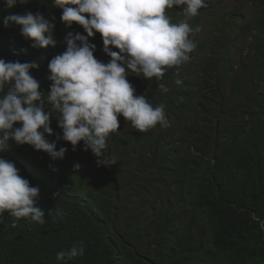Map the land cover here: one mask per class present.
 Listing matches in <instances>:
<instances>
[{
    "label": "trees",
    "instance_id": "16d2710c",
    "mask_svg": "<svg viewBox=\"0 0 264 264\" xmlns=\"http://www.w3.org/2000/svg\"><path fill=\"white\" fill-rule=\"evenodd\" d=\"M236 1L224 14L222 0H206L188 20L206 32L195 33L190 60L168 68L162 80L128 73L136 95L165 106L168 127L140 132L118 117L106 167L83 142L74 150L60 138L59 113L50 105L53 135L46 139L67 149L64 159L8 141L0 157L39 187L46 215L43 224L0 215V264H63L57 253L81 242L85 254L68 264H264V0ZM184 7L165 14L178 23ZM29 12L54 25L55 47L35 49L17 26L4 27L9 14ZM61 14L52 0L11 9L0 0V58L38 65L31 74L41 100L51 85L48 63L65 51L66 36L86 35ZM89 42L95 58L108 63L100 34Z\"/></svg>",
    "mask_w": 264,
    "mask_h": 264
},
{
    "label": "clouds",
    "instance_id": "9594fccd",
    "mask_svg": "<svg viewBox=\"0 0 264 264\" xmlns=\"http://www.w3.org/2000/svg\"><path fill=\"white\" fill-rule=\"evenodd\" d=\"M28 0H4L9 8L27 4ZM62 10L61 21L67 26H81L86 35L69 33L66 49L48 63L50 90L41 100V85L31 74L35 62L5 61L0 58V152L9 140L17 145H30L46 153L52 161L62 160L66 148L56 149L47 136L53 135L52 113L63 141L75 148L83 142L97 158L98 167L107 165L103 158L106 141L120 128L118 117L130 121L140 132L159 124L168 127L165 106H153L146 95H136L128 73L146 80H162L168 68L187 63L196 47L193 36L201 31L188 20L196 17L206 0H52ZM184 5V20L171 22L166 9ZM5 28L15 25L20 35L35 49L55 47L54 25L40 12L9 14ZM258 25L264 28V20ZM96 33L102 37L103 52L110 58L104 63L95 58L96 46L89 42ZM119 51H113L112 49ZM179 77V71L176 72ZM182 81L177 78L176 85ZM161 92H168L164 84ZM7 89V90H6ZM198 96V95H197ZM16 125H19L18 127ZM79 169L80 165L74 166ZM40 189L20 175L13 161L0 157V215L8 212L17 220L45 222V212L38 206ZM54 196L56 194H53ZM15 226V225H13ZM85 254L83 243L59 251L58 262Z\"/></svg>",
    "mask_w": 264,
    "mask_h": 264
},
{
    "label": "rangeland",
    "instance_id": "374dc122",
    "mask_svg": "<svg viewBox=\"0 0 264 264\" xmlns=\"http://www.w3.org/2000/svg\"><path fill=\"white\" fill-rule=\"evenodd\" d=\"M224 3V9H223V13H228L230 11L231 8H233L237 1L236 0H222ZM249 10V9H247ZM206 32V28H204V31L202 30L201 33H205Z\"/></svg>",
    "mask_w": 264,
    "mask_h": 264
}]
</instances>
